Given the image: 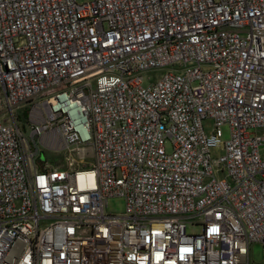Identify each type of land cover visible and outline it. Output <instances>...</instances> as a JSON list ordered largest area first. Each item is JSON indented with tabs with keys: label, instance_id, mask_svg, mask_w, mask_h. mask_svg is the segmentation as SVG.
Returning <instances> with one entry per match:
<instances>
[{
	"label": "built area",
	"instance_id": "1",
	"mask_svg": "<svg viewBox=\"0 0 264 264\" xmlns=\"http://www.w3.org/2000/svg\"><path fill=\"white\" fill-rule=\"evenodd\" d=\"M250 243L264 0H0V264H248Z\"/></svg>",
	"mask_w": 264,
	"mask_h": 264
},
{
	"label": "rangeland",
	"instance_id": "2",
	"mask_svg": "<svg viewBox=\"0 0 264 264\" xmlns=\"http://www.w3.org/2000/svg\"><path fill=\"white\" fill-rule=\"evenodd\" d=\"M90 0H74L75 3H86ZM163 70H156L152 72H146L142 74V85H144L147 81H150L160 75ZM14 112L19 115L18 121L19 124L23 121L24 112H20V109L14 110ZM204 128L208 127L209 121H203ZM23 133H27V128L23 129ZM226 129L225 127H221V140L226 138ZM212 154L216 153L217 150H210ZM67 156L72 161V167H79L81 164L89 161V157L87 156V149H80L79 153H72L71 155L65 152H55L51 150H40L37 160L44 161L49 167L57 165L59 167L65 166L64 157ZM104 210L108 213H118L122 210V201L120 198L111 197L105 201ZM186 231H196L197 226L193 225L191 227H187ZM247 263L248 264H260L264 263V249L257 243H250L247 247Z\"/></svg>",
	"mask_w": 264,
	"mask_h": 264
}]
</instances>
